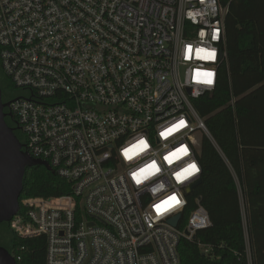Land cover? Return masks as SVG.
<instances>
[{"label": "built area", "instance_id": "2783aa9c", "mask_svg": "<svg viewBox=\"0 0 264 264\" xmlns=\"http://www.w3.org/2000/svg\"><path fill=\"white\" fill-rule=\"evenodd\" d=\"M227 10L222 0H0V66L27 92L9 104L22 150L70 188L19 201L9 220L16 237L45 238V264H181V240L213 257L197 237L212 226L200 199L183 214L210 136L194 103L216 88ZM242 228L253 264L243 214Z\"/></svg>", "mask_w": 264, "mask_h": 264}, {"label": "trees", "instance_id": "16d2710c", "mask_svg": "<svg viewBox=\"0 0 264 264\" xmlns=\"http://www.w3.org/2000/svg\"><path fill=\"white\" fill-rule=\"evenodd\" d=\"M222 2L228 4L226 58L218 70L214 91L194 103L210 136L204 134L200 139V184L187 195L183 214L188 216L195 208V199H200L212 226L198 232L197 237L213 246V257L203 255L185 240L180 241L178 252L181 264H247L241 194L253 264H264V0ZM19 140L24 144L22 134ZM69 191L66 182L35 165L25 169L19 201ZM0 225L5 226L0 246L14 257L20 255L16 264H45L43 236L20 239L11 231L9 221ZM17 248L23 250L15 252Z\"/></svg>", "mask_w": 264, "mask_h": 264}, {"label": "water", "instance_id": "95a60500", "mask_svg": "<svg viewBox=\"0 0 264 264\" xmlns=\"http://www.w3.org/2000/svg\"><path fill=\"white\" fill-rule=\"evenodd\" d=\"M3 108L0 97V223L8 222L19 209L22 180L27 167L40 165L53 174L46 162L32 159L22 150L23 145L6 125ZM199 184L200 179L188 188V192H193ZM178 218L179 216L172 223L175 224ZM0 264H16L10 253L1 246Z\"/></svg>", "mask_w": 264, "mask_h": 264}, {"label": "flooded vegetation", "instance_id": "af4514ba", "mask_svg": "<svg viewBox=\"0 0 264 264\" xmlns=\"http://www.w3.org/2000/svg\"><path fill=\"white\" fill-rule=\"evenodd\" d=\"M0 97H1V102L4 105L3 112L6 115V117H5L6 125L10 129H12L15 137L19 140V136L21 135L20 131H19L17 125L15 124L13 118L10 116V113H9L10 102L12 100H14L16 97H18L17 88H15L11 84L4 85L1 77H0ZM19 142H20V140H19Z\"/></svg>", "mask_w": 264, "mask_h": 264}, {"label": "rangeland", "instance_id": "374dc122", "mask_svg": "<svg viewBox=\"0 0 264 264\" xmlns=\"http://www.w3.org/2000/svg\"><path fill=\"white\" fill-rule=\"evenodd\" d=\"M0 77L2 78L4 85L9 84L10 81L5 77V75H4V73H3L2 69H1V66H0ZM26 93L27 92L25 90L17 89V95L18 96H24V95H26ZM199 138H200V136H197V140L198 141H199ZM240 199H241V201L243 200L242 197H241V194H240ZM241 203H242V214H243V217H244L245 222H246L245 207H244L243 202H241ZM4 227H5L4 225L3 226L0 225V230H1L0 234L3 232Z\"/></svg>", "mask_w": 264, "mask_h": 264}, {"label": "snow or ice", "instance_id": "6c2138e0", "mask_svg": "<svg viewBox=\"0 0 264 264\" xmlns=\"http://www.w3.org/2000/svg\"><path fill=\"white\" fill-rule=\"evenodd\" d=\"M211 81H209L210 83ZM193 168H195V165L192 166ZM179 178V177H178ZM170 202H175V203H179V201L177 200V198L175 196H172L169 198V201H165V204H169ZM162 206H157V210L160 211Z\"/></svg>", "mask_w": 264, "mask_h": 264}]
</instances>
